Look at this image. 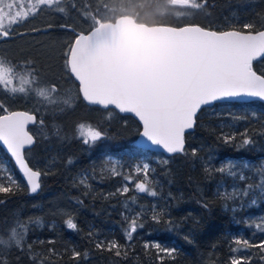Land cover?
Here are the masks:
<instances>
[{"label":"trees","instance_id":"trees-1","mask_svg":"<svg viewBox=\"0 0 264 264\" xmlns=\"http://www.w3.org/2000/svg\"><path fill=\"white\" fill-rule=\"evenodd\" d=\"M73 3L82 10L86 3L95 6L96 0H67L64 3L67 15L54 28L67 25L75 37L77 33L86 32L91 21L85 20L81 10H71ZM133 3L145 4V0H133ZM132 11L139 12L144 18V14L152 9L134 7ZM190 11L192 15L186 18L168 17L161 22L198 24L214 30H242V25L248 22L255 23L258 28L264 27V0H208L205 9ZM148 19L152 22L151 17ZM57 30L59 28L55 32ZM13 39L14 36L6 42L0 38V56L22 61L7 52ZM4 46H7L6 49ZM64 61L57 72L54 69L53 74L59 78L58 81L70 85V106L52 105V112L45 115L23 106L14 108L36 114L37 123L31 129H36L40 136L34 135L36 141L29 156L30 166L49 174L41 176V190L36 195H29L26 186L16 190L15 195L0 193V200L5 201L0 204V233H6L17 221L26 223L25 249L31 245L33 252L47 258L44 264H77L71 257L73 250L89 253V258H81L79 264H160L154 249L144 248L148 241H160L178 249L175 259L165 256L163 264H229L230 257L245 253L252 256L251 264H264V259H261L264 253L258 248L232 252V248L238 247L233 243L234 238L248 239L250 243H259L264 239V231L257 227H264V196L258 191L254 205H248L250 197L242 202L238 197L225 199L223 191L237 184L243 187L249 179L239 180L238 173L228 175L215 171L222 162L238 163L241 170H244L243 163L248 162L255 167L252 174L255 182L264 180V167L260 166L264 162V103H216L214 110L221 115L205 114L198 121L194 135L185 141L188 155L166 157L141 149L134 151L140 130L137 121L113 109L86 105L80 97L77 83L66 71ZM258 67L264 69V65ZM41 119L44 124L39 129ZM79 124L99 128L107 136L89 147L77 138ZM221 126L226 132L243 133L247 129L254 143L238 146L240 136L231 144L223 143L218 139ZM193 148L197 149L196 157L191 156ZM107 157H115L124 167L144 158L153 169V190L157 196L140 193L132 187L133 184H130L126 194L117 192L124 176L104 171ZM0 160L5 163L11 161L1 146ZM165 160L168 163L165 164ZM11 167L17 180L23 184L12 161ZM206 167L212 170L211 173L205 171ZM83 172L88 174L87 186L80 183ZM56 198L64 199L70 207L69 215L77 223V229L66 227L64 221L67 216L63 218L59 212L52 214L56 211L52 200ZM204 204L208 207L205 208ZM153 206L158 211L163 210L174 221L175 227L171 232L152 222ZM58 207L62 208V205ZM141 209L144 227L133 234V241H126L124 230L128 225L124 216H134ZM54 219L56 225L51 227ZM36 220L39 223L30 222ZM185 235L193 237V242L186 241ZM50 240L53 243L50 244ZM97 240H116L122 245L131 243L132 247L127 258L116 257L113 253L96 249ZM49 249H55L58 255L49 257ZM0 258L7 264H34L28 255L15 247L0 248Z\"/></svg>","mask_w":264,"mask_h":264},{"label":"snow or ice","instance_id":"snow-or-ice-1","mask_svg":"<svg viewBox=\"0 0 264 264\" xmlns=\"http://www.w3.org/2000/svg\"><path fill=\"white\" fill-rule=\"evenodd\" d=\"M207 4L208 0H145V4L140 5H134L133 0H96L95 6L86 3L82 10L77 9L75 3L71 4V8L81 10L85 20L91 23L89 29L77 33L67 47L64 53L66 71L79 82V94L88 104L104 108L114 106L120 113H131L138 118L143 143L134 151L156 147L169 154L188 155L186 138L194 135L198 121L205 114L221 115L214 110L217 102L264 101V69L258 67L264 65V27L258 28L255 23L248 22L242 25V30H214L196 24L161 22L168 17L190 16L192 13L187 10H202ZM145 6L152 11L145 13L144 18L139 12L132 11L134 7ZM44 8L66 12L64 0H29L27 6L18 4L16 0H0V38L16 35L17 28L14 26L23 24L30 15L35 16ZM149 17L152 22H149ZM0 92L11 96L34 95L40 98L39 103L51 105L70 106L72 103L70 95L60 97L56 85H49L40 79L31 60L16 62L0 56ZM29 123H37L35 115L10 111L0 101V145L6 148V153L10 154L24 180L23 184L17 180L11 161L5 163L0 160V193L15 195L16 190L26 186L31 194H35L41 188V176L49 174L30 166L29 156L35 140L26 128ZM38 123L43 125V119ZM76 135L83 144L91 147L106 138L107 133L91 125L79 124ZM237 136L241 137L238 146L254 143L247 129L243 133L226 132L224 126H221L218 139L231 144ZM191 156H197V149L191 150ZM236 167L234 162L227 161L215 171L235 175L233 170ZM150 170L147 163L135 168L136 174L143 172L144 179L137 181L134 187L140 193L155 197L157 192L147 182ZM110 171L113 175L120 174L115 164ZM205 171L211 173L212 170L206 167ZM86 178L80 180L85 186ZM239 178L243 180L244 176ZM124 179L132 184V176H125ZM128 184L118 188L117 192L126 194ZM252 187L249 184L239 195L249 196ZM256 187L264 196V180ZM235 195L236 192L226 193L224 198L231 199ZM132 200L135 201V197ZM2 203L5 201L0 200ZM252 203L256 201L252 200ZM203 206L208 207L207 204ZM125 208H128L127 204ZM142 216L143 209L134 216H124L128 225L124 230L126 241H133V234L144 227ZM151 220L168 232L175 227L171 217L155 206L151 209ZM30 222L39 223V220ZM64 223L68 229H77L71 215ZM257 227L264 231L261 225ZM27 231L28 225L17 221L6 233H0V248L15 247L28 255L34 264H44L47 258L33 252L31 245L25 249ZM184 239L193 242L191 236L185 235ZM233 243L238 246L232 248L234 253L241 252L242 248H258L264 253V239L259 243H250L248 239L237 237ZM131 247V243L122 245L116 240H97L95 243L96 249L123 258H127ZM144 248H154L160 264H163L165 256L174 260L178 251L176 247H168L160 241L145 242ZM48 253L49 257L58 255L55 249H49ZM71 257L79 264L81 258H89V253L73 250ZM251 259L252 256L245 253L230 257L229 264H251ZM0 264L7 262L0 258Z\"/></svg>","mask_w":264,"mask_h":264},{"label":"rangeland","instance_id":"rangeland-1","mask_svg":"<svg viewBox=\"0 0 264 264\" xmlns=\"http://www.w3.org/2000/svg\"><path fill=\"white\" fill-rule=\"evenodd\" d=\"M66 1L67 0H64V3ZM16 2L18 4L23 3L25 6H27L29 0H16ZM72 9L73 8H71V10ZM187 11H190V10H187ZM65 15H67V12L60 13V12H56L48 8H44L41 12L37 13L35 16L30 15L28 21L24 22L21 25L14 26L16 28L21 27L19 29L21 30L22 36L15 38V35H14L12 44L7 49L8 53L12 54L13 56L19 57L20 60L22 61L31 60L33 62V66L36 69V72L38 73L40 79L49 85H56L57 92L60 97L65 96V95L72 96L70 85L69 84L67 85L64 82L58 81L59 78L58 77L55 78V74H53L54 69H56V72H57L59 66L63 64L64 53L67 47L72 43L74 39L72 32L69 30L70 29L69 27L62 28L59 25L58 27L59 30H57L58 32H55L56 29H58V28H54L58 26L56 23L59 21H63L64 20L63 17ZM186 17L188 16L176 17V18L182 19ZM52 24H55V26ZM50 25L51 27H49ZM33 29H38V31H33ZM17 33H19L18 29H17ZM5 47L7 46H4V48ZM13 61H17V60L14 59ZM18 62H21V61H18ZM39 99L40 98L34 95L32 96H23V95L11 96L4 92H0V101H3L4 104L9 108V110H13L14 108H16V106H23L26 109L35 111L36 113L40 115H45L49 112H52V109H51L52 105L46 104V103H39L38 102ZM38 128L42 129V125L39 124ZM31 132L36 137L40 136V134L36 131V129H31ZM144 163H147L149 165V163L144 158H140L135 162L127 164L126 167H124L121 164L120 160L116 159L115 157H107L106 163L103 169L104 171H108L109 173H111L110 169L112 168L113 164H115L117 171L120 173L119 175H123L124 177L130 175L133 177L132 187H134L137 181L144 179L143 172L136 174L134 170L138 165H143ZM223 164H225V162H222L221 166ZM235 164L237 165V167L233 171L235 173H238L239 177L242 175L244 176V178L249 179V182H246L243 187H241L239 184L233 185L229 189L223 192L225 194L226 193L232 194L233 192H236L237 195H235L234 197H238L241 202L244 201L245 198L247 199L248 197H250L252 199L248 202V205H254L252 203V200L256 201L257 200L256 198H258L257 192L258 191L260 192V190L256 187V185L260 183H256L255 178L252 175L255 167L251 165L250 163L245 162L243 163V165L247 164L249 166L243 167L244 170H241L238 163H235ZM260 166L264 167V162H262ZM150 169L151 170L148 173L147 182H148V186L153 189L155 186V180H154V177L152 176L153 169L151 168V166H150ZM85 176L87 177L86 180H88L87 172H83L81 175V178ZM239 180L241 179L239 178ZM125 184H128V181H126L123 178L121 186L119 188H121ZM249 184L253 186L252 189L249 190V196L241 197L239 195V192L242 191L243 189H246ZM128 187L130 189L131 185L128 184ZM60 200H58L57 198L52 200V203H53L52 205L54 207V210H56L52 214L57 215V212H59V214L63 215L62 217L65 218L66 216L69 215L70 207H68L66 202H64V199L62 200L61 198ZM58 203L62 205V208L58 207L59 205ZM50 225L51 227L56 225L55 219L51 221ZM154 251L156 253L155 249Z\"/></svg>","mask_w":264,"mask_h":264},{"label":"water","instance_id":"water-1","mask_svg":"<svg viewBox=\"0 0 264 264\" xmlns=\"http://www.w3.org/2000/svg\"><path fill=\"white\" fill-rule=\"evenodd\" d=\"M196 25H198V24H196ZM74 38H75V37H74ZM73 40H74V39H73ZM69 73H70V72H69ZM70 75H71L72 79H73V80L77 83V85H78L79 82L75 80L74 76H72L71 73H70ZM78 90H79V88H78ZM80 97H81V99L83 100V102H84L86 105H88V106L99 107V108H101V109H105V110H106V109H113V110H115L117 113H119L120 115H126V116H130V117H132L133 119H135V120L137 121V123H138L139 126H140V130H141V124H140L138 118L134 116V114H131V113H120L118 109H115V108H114V106H109L108 108H104L103 106L88 104V103L83 99L82 94H80ZM252 101H259V100H258V99H252V100H248V101H241V100H225V101H223V102H240V103H248V102H252ZM260 102L264 103V101H260ZM217 103H220V102H217ZM10 111H25V112H29L30 114L35 115V117H36V119H37V116H36L35 113L30 112V111H27V110H24V109H13V110H10ZM33 125H35V124H33V123H29V124L26 126L27 130L29 131V133H30L31 135H33V134L31 133V127H32ZM140 130H139V132H140ZM33 137H34V135H33ZM34 140H35V137H34ZM35 141H36V140H35ZM142 143H143V140H142L141 136H140L139 133H138L137 140H136V146L138 147L139 145H142ZM34 144H35V143H34ZM34 144L31 146V148L34 146ZM0 146H1V148L3 149V151L6 153V148H4L2 145H0ZM185 147H186V142H185ZM141 150H143V151H151V152L160 153V154H162V155H164V156H166V157H171V156H174V155L180 154V153L169 154V153H167L166 151H164V150H162V149H158V148H156V147H153V148H151V149H142V148H141ZM26 151H27V150H26ZM6 154H7V153H6ZM7 155H8V157H9V158L11 159V161H12V158L10 157V154H7ZM12 163H13V165H14V167H15L17 173H18V175L20 176V178H21L22 181L24 182L23 177L21 176V174L19 173L17 167H16L15 164H14V161H12ZM27 189H28V188H27ZM40 190H41V188H40V189L38 190V192L35 193V194H31V193L29 192V190H28V194L31 195V196H33V195L38 194V193L40 192Z\"/></svg>","mask_w":264,"mask_h":264},{"label":"flooded vegetation","instance_id":"flooded-vegetation-1","mask_svg":"<svg viewBox=\"0 0 264 264\" xmlns=\"http://www.w3.org/2000/svg\"><path fill=\"white\" fill-rule=\"evenodd\" d=\"M19 28H21V27H19ZM19 28H17V29L19 30V33H17V34L15 35V38H17V37H21V36H22V34H21V30H20ZM1 39H2L3 41H6V42L8 41V38H6V39L1 38ZM2 40H1V41H2ZM5 49H6V48H5ZM5 49H4V50H5ZM104 110H105V109H104ZM106 110H107V109H106Z\"/></svg>","mask_w":264,"mask_h":264}]
</instances>
